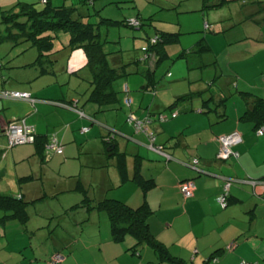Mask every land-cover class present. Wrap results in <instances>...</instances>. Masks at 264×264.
Returning <instances> with one entry per match:
<instances>
[{
	"label": "crops",
	"instance_id": "obj_1",
	"mask_svg": "<svg viewBox=\"0 0 264 264\" xmlns=\"http://www.w3.org/2000/svg\"><path fill=\"white\" fill-rule=\"evenodd\" d=\"M63 4L55 3V6ZM259 12L255 8L243 20L256 26L255 16L262 13ZM148 26L152 27L151 22ZM252 30L255 31L248 28L244 39H264ZM205 38L210 52L192 54L196 56L192 65H187V70L162 90H158V81H129L128 76L140 75L133 67L117 86L123 93L120 108L102 113L95 106L86 105L81 109L84 117L69 109L64 101L74 99L62 91L60 99L48 98L45 88L36 91L40 92L38 96H32L26 88H6L1 76L4 85L0 91L28 92L39 101L31 105L26 101L0 99V128L24 120L37 136L54 133L63 153L45 162L35 153L34 144L31 150L2 149L6 138L0 136V186L5 184L6 190L10 186L15 189L14 194H0L34 201L26 208L27 223L8 221L0 225V239H5L0 243V264H46L54 254L63 257L60 264H157L156 255L149 247L130 250L134 244L131 237L114 243L105 214L70 210L82 200L78 186L92 202L113 199L131 208L146 204L152 211L147 219L151 234L172 256L189 264H204L217 250L216 260L210 264L242 261L264 264V184L252 187L249 183L253 179L264 180V135L257 136L252 123L242 119L252 99L263 96L264 91L255 85L256 80L246 81L250 86L247 87L234 77L230 81L235 84L233 93L220 83L219 88L210 90L217 78L224 80L225 72L219 57L212 53V38L206 35ZM195 43L196 40L190 49L178 46V50L180 53L192 50ZM134 52L127 51V57L120 53L112 57V63H129L131 55H140ZM209 69L211 87L204 84ZM172 77L171 74L168 78ZM180 84L187 86L188 91L167 95L168 90ZM125 98L130 100L127 107ZM208 98L212 100L205 103ZM230 99L232 104L228 106ZM41 100H61L62 105ZM169 111H176V117L170 119ZM160 113L167 117L165 122L157 121ZM128 115L137 119L150 117V131L156 144L163 148L162 154L150 149L147 136L135 133L126 120ZM109 130L115 136L111 144L104 141ZM234 132L242 140L232 147L238 158L217 161L216 138ZM193 159L198 160L200 173L189 168ZM137 171L152 186L144 190L134 182ZM226 178L236 181L230 186L227 206L222 209L217 198L222 194ZM183 180L193 181L191 198L185 199L179 191L178 184Z\"/></svg>",
	"mask_w": 264,
	"mask_h": 264
},
{
	"label": "trees",
	"instance_id": "obj_2",
	"mask_svg": "<svg viewBox=\"0 0 264 264\" xmlns=\"http://www.w3.org/2000/svg\"><path fill=\"white\" fill-rule=\"evenodd\" d=\"M229 1L230 0H202L206 8H217ZM36 3H40L42 6L37 8ZM252 3L258 5L257 8L260 11L259 13L263 11L262 2L252 0ZM0 16V24L5 26L6 31V35L0 36V44L3 42H9L12 46H17L22 43H28L31 48L35 49L37 55L31 65L39 70L37 77L55 74V71L53 69L56 63V58L54 55L57 53V51H55L54 49V40L57 38L58 33L66 34L68 37L67 45L64 46L63 49H82L84 51L86 55V62L83 68L87 72L86 79L88 88L85 93L86 98L83 100L85 102V105L78 106L79 101L75 99H68L67 101L62 100L64 101V103H67L69 105V109L75 112L79 117H84L81 109L86 105L95 106V109H97L98 112L102 113L119 109L121 92L117 88L118 84L116 82L130 75L133 67L135 68L136 73L142 75L145 80H148L149 82H156V80H154L155 71L158 65L164 59L168 58L166 48L178 42L182 35L181 32H166L156 30L154 35L145 36L146 44H142L140 47H138V49H134L135 51L140 52V55H131V61L129 63L126 62L124 64H114L111 60L112 57H117L119 53H127V51L129 50H127L126 47L121 48L120 46L119 49L115 52L111 53V51H105V44H109L111 42L105 40V38L103 40L100 32L101 28L104 26L106 30L112 28L119 29L120 27L141 30L145 26L150 25L152 17H148L146 20H143L137 16L136 18L116 21L113 19L111 20L108 18H101L99 17L98 12H95V15L90 13L82 14L77 12V9L75 7H66L64 5L55 6L52 4L51 0H46L44 3L41 2V0H37L33 3L18 2L13 6V8L10 9V11H0ZM94 16H98V19L97 17L93 18ZM209 52L210 47L207 39L205 38V35L203 34L198 36L196 43L192 47V50L181 52L177 56V58L186 59L189 55L192 54L202 55ZM79 73L80 72H76L75 76H78ZM3 81H5V79H3ZM233 87V90L235 91V84L233 85ZM4 92L8 91L2 90L0 91V94ZM13 92L29 94L30 100H33V103L22 99H19L17 101H26L31 105L39 101L33 98L28 92ZM243 95L250 96V94ZM2 98L3 97L0 96V99ZM185 98L188 99L189 96H186ZM185 98L183 97L178 100H182ZM125 100L124 105L125 107H127L129 106V104H126ZM210 100H212V98H208L204 101L206 103ZM41 101L54 105H62L61 100ZM223 101L224 99L221 101V103H223ZM173 113L177 115L176 111H169L168 116L170 117V119H173L171 117V114ZM128 116L126 117L128 118ZM160 117L164 118L161 120ZM145 118H147L149 121L148 132L151 133L154 137L152 146L153 148L160 147L162 152L163 148L156 144L155 135L152 131H150L151 119L149 116ZM156 118L160 123L167 120V117L164 113L158 114ZM242 119L252 123L255 134L259 136L257 134V131L259 129L264 130V97H255L254 99H252L251 104L242 114ZM82 131H86V128H83ZM34 135L35 140L32 144H34L35 146V153L41 155L45 162L52 156H58L63 153V146L59 143L54 133H51L46 137L37 136L35 132ZM0 136L3 135L0 134ZM114 138L115 136L113 130H109L104 138V141L107 144H111L114 141ZM53 141H55V143H57V145L62 148L61 154L48 153L47 147ZM216 160L219 162L227 161H220L217 158ZM198 164L199 162L195 166L190 164L189 168L200 173ZM133 181L136 182L144 190L152 186V182L144 180L140 176L138 171L135 172ZM186 181H191L193 183L192 180H183L179 182V191V185ZM235 181L230 179L229 189L232 183ZM249 183L252 187H255V185L258 184H264V180L253 179L249 180ZM78 189L82 195V200L79 204L71 207L70 210L84 209L86 212L94 211L97 213L105 214L109 222L111 240L114 243H122L126 237H131L134 244L130 247V250L137 251L143 246L149 247L156 255L157 264H189L180 258L172 256L169 253L168 249L161 242L155 239V237L151 234L147 224V219L152 214V211L146 204H143L137 208H131L123 204L122 202L113 199H104L100 202H92L87 197L86 192L83 190V188H81V186H78ZM228 195L229 190L226 194L227 203ZM262 198L264 200V196ZM33 203L34 201L25 202L24 200L16 198L9 194H0V225H4L8 221H16L23 225L27 223L28 215L26 208L29 204ZM217 254L218 250L211 256H209L204 264H210L211 262H214L216 260L215 256ZM61 258L62 260L57 264H60L63 261L62 256ZM48 262H50V259L46 262V264H48ZM246 263L257 264L254 262Z\"/></svg>",
	"mask_w": 264,
	"mask_h": 264
},
{
	"label": "rangeland",
	"instance_id": "obj_3",
	"mask_svg": "<svg viewBox=\"0 0 264 264\" xmlns=\"http://www.w3.org/2000/svg\"><path fill=\"white\" fill-rule=\"evenodd\" d=\"M37 0H0V11H10L18 2L33 3ZM52 4H63L66 7H75L79 13L94 14L98 12L99 17L122 21L124 18H136L137 16L143 20L152 17V27L148 25L141 30L128 29L124 27L112 28L106 30L104 26L100 32L103 40L111 43L105 44V51L115 52L123 46L132 54L134 49H138L142 44H146L145 36L155 34V31L177 30L184 33L180 37V44L176 42L166 48L170 59H164L157 67L154 78L158 81L159 91L168 86V83L176 77H180L183 71H186L187 65H192L194 55H189L186 59H179L177 56L182 49L189 48L191 43L197 40L199 35H206L211 39L212 53L219 57L222 68L225 72L224 80L221 82L217 78L214 85L211 87L212 72L207 70L205 75V86L215 88L225 87L231 93L234 92L232 78H236L240 84L250 87L246 81L256 80L255 85L264 91V39L244 37L248 33V28L254 29L262 37H264V0L262 2L263 11L257 17L255 16L254 24L251 21L245 20L246 13H251L257 9L258 5L252 3V0H230L226 4L217 8H206L202 0H51ZM92 4H95L94 7ZM37 8L42 5L36 3ZM115 10V11H113ZM117 10V11H116ZM110 13L108 15L107 13ZM98 19V16H96ZM95 16L93 18H96ZM119 17V18H118ZM1 20V16H0ZM254 20V19H253ZM241 21V22H240ZM240 22V23H239ZM230 25H234L232 28ZM252 26V27H251ZM254 27V28H253ZM253 31V30H252ZM253 31V32H255ZM6 35L5 26L0 24V36ZM142 36V38H141ZM68 37L66 34L58 33L54 40V49L57 53L54 55L56 63L54 66L55 74L44 75L37 77L39 70L32 66L36 58V50L31 48L28 43H22L17 46H12L9 42L0 44V87L5 83L6 88L25 89L32 92V96H38L44 89L47 91V97L50 99H60L61 91L68 94L75 100L79 101V106L85 105L87 91V72L83 68L86 62V55L82 49H63L67 45ZM190 49V48H189ZM118 54V53H113ZM121 55L120 53L118 56ZM127 57L128 53H122ZM187 56V55H186ZM27 66V67H24ZM190 68V67H189ZM76 72H80L78 76ZM172 74L173 77L168 78ZM1 76L5 79L4 83ZM34 76L36 77L35 79ZM123 79L116 83L121 85ZM131 80H141L145 82L144 77L140 75H130L127 77ZM220 79V80H219ZM235 79V80H236ZM127 88L128 84L125 82ZM131 85V84H130ZM254 86V85H252ZM131 87V86H129ZM139 87V85L134 86ZM9 91V90H7ZM15 91V90H12ZM84 91V94H83ZM188 91L187 86L182 84L176 85L172 90H168L167 95L172 92ZM239 91H244L240 90ZM238 91V92H239ZM236 92V93H238ZM208 91H206V94ZM209 94V93H208ZM207 94V96H208ZM120 94V96H122ZM260 97H264L260 96ZM232 99L229 105L232 104ZM166 113V112H165ZM18 120L16 122H19ZM2 149H6L5 143ZM18 150L33 148L32 143H24L13 146ZM12 173V172H11ZM7 180H10L8 173ZM4 181V182H7ZM5 186V187H4ZM3 184L0 186V193H13L14 187H7ZM103 214V213H102ZM4 240V241H3ZM5 242V239H0V243Z\"/></svg>",
	"mask_w": 264,
	"mask_h": 264
},
{
	"label": "built area",
	"instance_id": "obj_4",
	"mask_svg": "<svg viewBox=\"0 0 264 264\" xmlns=\"http://www.w3.org/2000/svg\"><path fill=\"white\" fill-rule=\"evenodd\" d=\"M46 0H41V2H45ZM1 97L5 99H10V100H27L33 103V100H30L29 94L27 93H19V92H13V91H8L0 94ZM129 100L126 99L125 103L129 104ZM171 117L174 118L176 117V114L173 113L171 114ZM164 117H160L162 120ZM127 122L129 124H132L135 133H142L145 136L148 137L149 140V147L151 150L162 154L161 148H153L152 142L154 141V137L152 136L151 133L148 132V124L149 121L147 118L145 119H137L133 115H129L127 118ZM0 134L3 135L6 138V143L8 148H12L15 145L18 144H24V143H33L35 140V135L33 128L27 126L24 122V120H21L19 122H9L6 125L2 126L0 128ZM257 134L263 135L264 130L259 129L257 131ZM219 148L218 152L216 154V158L220 161H226L230 157L237 158L238 154L234 151H232V147L235 145H238L242 142L241 136L239 133L234 132L228 135H222L216 138ZM48 153H53V154H61L62 153V148L53 141L48 147H47ZM49 156V155H48ZM49 158V157H48ZM198 161L196 159L192 160V165L195 166L197 165ZM229 185H230V179H225V183L223 186V194H221L217 200L221 208H225L227 205L226 201V194L229 190ZM180 187V192L182 193L184 198H189L192 196L193 189H194V184L191 181H186L183 182L182 184L179 185ZM62 260L60 255H53L50 259V263H59ZM240 264H248L246 262H241Z\"/></svg>",
	"mask_w": 264,
	"mask_h": 264
}]
</instances>
